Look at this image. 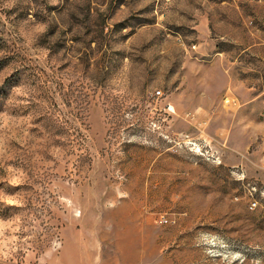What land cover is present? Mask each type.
I'll use <instances>...</instances> for the list:
<instances>
[{"label":"rangeland","instance_id":"1","mask_svg":"<svg viewBox=\"0 0 264 264\" xmlns=\"http://www.w3.org/2000/svg\"><path fill=\"white\" fill-rule=\"evenodd\" d=\"M0 264H264V0H0Z\"/></svg>","mask_w":264,"mask_h":264},{"label":"built area","instance_id":"2","mask_svg":"<svg viewBox=\"0 0 264 264\" xmlns=\"http://www.w3.org/2000/svg\"><path fill=\"white\" fill-rule=\"evenodd\" d=\"M253 205L255 206L256 205V202H253Z\"/></svg>","mask_w":264,"mask_h":264}]
</instances>
